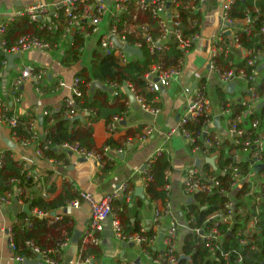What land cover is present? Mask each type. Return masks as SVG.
<instances>
[{"label": "built area", "instance_id": "2783aa9c", "mask_svg": "<svg viewBox=\"0 0 264 264\" xmlns=\"http://www.w3.org/2000/svg\"><path fill=\"white\" fill-rule=\"evenodd\" d=\"M237 0H223L221 5V17L223 20V29L220 34L214 39V49L212 58L210 60L211 68L215 69L221 82L225 86L230 84L235 85V89H245L248 97H240L236 105H240L244 110L234 116V111L229 107H221V116L224 118L226 126L228 127L229 134L232 138L235 149L230 151L234 163L223 170L230 176V189L236 191L240 186L247 182L251 190L246 195V199L252 197L253 204H258L261 198L255 194L258 193L257 187L254 185V177L256 168L264 164V131L261 130V120L252 115L246 117L247 109L259 106L264 97H261L257 89L262 85L264 74H262V67L259 62L264 60V53L258 50H246L241 46L239 33H245L251 36L254 29V18L250 12H247L243 18H232L231 12ZM254 14L256 20L259 15L264 14V0H253ZM262 6L260 7L261 3ZM203 5H206V0H64L57 3H37L17 10L8 14L4 21L0 23V55L5 60L2 61V74L3 70L7 68V56L28 53L32 51H50L58 49L62 43H68L72 46L74 38L79 35L84 43L79 48L82 54L86 49V42L92 38H99L97 49L106 55L113 56L122 65H125L129 60L136 59L139 56H129L123 49V46H130L142 52L144 46H147L151 52H164L168 50V44L172 41L178 42V47L184 52L185 57L194 48L196 42L202 35V18ZM61 11L65 18L66 26L63 28L62 38L59 44L52 45L48 40L42 39L35 35H23L17 38L14 42H10L7 38L8 28L12 23L18 19L27 18L32 23H39L41 30H46L49 33H56L60 30ZM187 16L188 29L194 30V33L185 36L184 34V18ZM127 19V20H124ZM153 21L156 25L153 27ZM122 24V26H121ZM107 26V30L104 27ZM155 30L159 31V35H154ZM260 32L264 36V21L260 26ZM115 38L122 47H119L113 42ZM235 44L239 49H242L245 54L246 65L239 66L232 57V46ZM231 58L226 69L221 68L217 64L220 57ZM183 58L176 65L172 67H165L163 63H155L151 66L149 71L145 74V81L148 85V90L153 93L159 94L163 89H168L181 75L183 66ZM243 61V62H244ZM5 72V71H4ZM3 72V73H4ZM48 71L44 68H34L32 66H24L16 78L11 79L5 95L9 94L12 102L8 104L3 97V82L0 77V125H3L11 130L10 140L16 145L23 148L32 147L35 149L38 156H44L45 151L52 146L51 141H47L45 145L40 142L42 133L37 129L39 121L31 124L28 139H22L17 132L13 131L18 125L17 114L10 116L11 106L15 104L18 106L21 103L22 96L20 88L26 83H32L35 87L37 94L43 95V84L48 77ZM3 76V74H2ZM81 81L76 77L71 86V95L65 98V106L67 111L64 116L73 120L78 116H83L84 112L76 108L75 100L81 98L83 92L80 88ZM114 90V96H117L121 88L116 85H106ZM130 88L134 94L132 85H125ZM124 86V87H125ZM207 85L198 83L194 91V97L190 100L186 115L177 124L178 130L182 136L190 144L194 153L202 152V147L199 142L205 146L204 153H208L211 149L221 147L220 138L216 135L208 134L206 130L213 122V103L206 95ZM65 84L59 82L57 90L64 88ZM123 87V88H124ZM122 91V90H121ZM4 94V93H3ZM136 97V101L140 103L142 108L154 115L160 113L159 108H151L146 105L143 98ZM93 113V111H90ZM54 114L52 110L43 112V117H49ZM249 119L248 127H242L240 121L242 119ZM203 120V128L200 133H195L187 128V124L191 121L193 123H200ZM121 121V118H115L111 124V129L116 128V124ZM152 128H147L146 134L149 136L153 133ZM146 137V136H144ZM57 151H65L75 154L84 159L93 160L100 165H105L106 161L112 162L116 156L123 153L121 148H111L104 146L95 151H88L81 148L79 145L65 143L63 145L54 146ZM238 148V149H237ZM163 153L159 150L153 155L145 166V182L144 190L147 189L152 177L148 174L150 165L153 164L156 158ZM242 154H248L247 159L251 162L252 174L244 175L239 164L242 162L240 159ZM2 154H0V168L3 167ZM47 158V157H46ZM53 165H63L61 160L54 158H47ZM24 170H26L24 168ZM199 167H190L185 172L184 177V193L189 199L194 202V195L196 193H204L212 195L218 193L222 196L229 197L230 193L223 186V183L218 177L217 172L211 167L209 171H201ZM260 174V173H259ZM258 174V175H259ZM169 170L166 172L167 184L164 188L166 192V200L153 202L155 206L154 217L152 220V229L154 234L147 236L146 233L149 227L141 225V232L137 234H126L119 217L118 210L115 208L114 203L116 200L122 198L126 203H130L134 197V191L129 183L121 185L120 189L104 196L101 200H97L91 193L79 192L80 198L70 202L67 206H62L54 212H45L37 208H31V215L28 218L20 221L16 219L15 223L3 228V233L8 240L11 250V264H61L65 252L72 245L73 235L64 232L60 241L53 247L42 249L33 240L25 242L26 249L31 253V256L20 254L15 241V225L25 223L31 226L32 221L29 217L44 219L53 225L61 221L68 211L71 209H79L82 203H86L91 210V218L89 221L88 229L81 236L78 251L75 259V264H97L96 257L92 254H86L88 248H99L101 246L100 233L104 230V223L107 219H112V232L113 236L125 244H133L138 247L139 256L145 264H178L182 256L189 258L182 251L180 245V229L185 228L189 234L199 236L209 248L210 254L215 257L220 244L224 240L226 232L233 230L236 217L243 215L245 210L237 208L236 200L230 198L223 209L211 214L205 221L203 227L192 228L191 223L194 217L191 215L190 219H186L182 224L177 219H173L169 227L164 230L162 221L164 218L171 214L170 203V184L168 180ZM260 176V175H259ZM258 176V177H259ZM48 172L42 175L33 174L27 171L25 182L21 183L18 178L11 179L10 183L13 186L12 190L4 191L0 181V208L2 206H12L15 200L21 206L28 205L24 203V198L38 197L44 200L51 199L50 193L47 189ZM67 182V179L64 178ZM255 189V191H254ZM147 196V194H146ZM66 212V213H65ZM186 215L190 214L188 210ZM55 214V215H54ZM255 220H252L254 227ZM250 224V225H251ZM250 228V226H249ZM247 229L246 233L250 229ZM241 235V234H238ZM162 238L160 239V237ZM242 244L246 241L242 240ZM154 248L157 255H153L149 249ZM225 258L228 254H224ZM142 261V260H141ZM242 258L239 259L241 263ZM123 264H136L135 261Z\"/></svg>", "mask_w": 264, "mask_h": 264}, {"label": "crops", "instance_id": "0c3cea01", "mask_svg": "<svg viewBox=\"0 0 264 264\" xmlns=\"http://www.w3.org/2000/svg\"><path fill=\"white\" fill-rule=\"evenodd\" d=\"M61 1L64 0H0V23L4 21L8 14L22 10L27 6ZM207 4L208 7L202 10L203 16L201 13L199 14L202 18L201 38L196 42L192 51L186 55L180 77L166 89L165 93L160 92L158 94L155 102H157V107L161 110L160 113L158 115L151 114L145 111L139 102L136 101L131 104L128 98L127 113L124 117H121V121L116 124L113 132L108 131L104 120H100L94 126V142L97 149L103 148L110 140H113L114 148L122 146L121 148L124 150L122 154L116 156V159L111 162L107 170L104 169V165H100L96 161L88 159L84 161V158L69 152H66L68 153L66 158L61 160L63 165L53 166L46 157L38 156L32 147L23 148L16 146L12 150L14 152V160L24 166L26 171L38 175L48 172L47 189L52 190L51 193L49 192L52 195L51 199L59 196L63 192L64 186L69 185L76 192H88L97 200H101L104 196L119 190L122 184L129 183L134 191V197L129 203L130 210L128 211L131 221L134 222L137 218L141 225L152 228L155 206L147 199L146 190L143 189V196L139 193L137 194V190L144 188V168L148 160L159 150H163V153L167 154L170 164L168 180L171 191L169 200L172 208L171 214L162 221V226L166 230L173 219H177L180 224L185 222V206L190 204V199L188 200L184 193L186 170L196 166L197 160H202L200 168L202 169L201 171L205 172L209 171L211 167L207 164L206 160L208 158L216 157L217 166L219 162L218 154L194 153L187 140L176 130L177 124L186 115L188 104L194 97L196 86L202 82L207 85L206 95L213 103V122L206 130L209 135H216L220 138L221 147L223 146V148L229 147L233 142L230 134L227 133L228 127L225 120L221 116L222 99L229 104H236L235 102H238L240 97L246 98L249 95L245 92V89H235L233 92H229L228 86L221 82L218 72L210 66L214 39L222 30L223 20L221 17V5L211 7L209 0H206ZM259 6L261 7V5ZM104 30H107V26L104 27ZM98 41L99 38H92L86 42V49L81 55L80 62L71 65L63 63L64 55L71 47L65 42L58 49H52L48 52L32 51L23 53L20 58L14 59L13 63L7 59V68L3 70V72L5 71L4 73L2 72L3 76L0 74V77L3 78V93H7L5 91L8 90L7 87L11 79L16 78L24 66L46 69L49 74L43 84V95L37 94L32 83H26L20 88L22 100L17 106L20 114L32 112L38 115L39 123L37 129L42 131L40 117H43V112L46 110L57 112L62 108L65 98L71 95V86L78 73L82 69L90 68L94 52L97 50ZM231 46V58L237 64L242 63L245 59L244 51L239 49L233 42ZM259 65L262 67V74H264V60L260 61ZM9 67H11L10 71L4 76ZM59 82H63L65 87L57 90ZM110 89L113 90L112 88ZM97 90L101 89H96L93 92L91 86L90 95H93ZM122 91H124V88ZM109 94L111 96L114 95V90L113 94ZM90 114H92L93 118L96 116L94 111L93 113L84 112V115L81 116L83 119L76 122L90 124V120L86 118ZM237 115L234 113V116ZM251 115L258 117L255 113ZM249 116L246 115L247 118ZM217 118L220 119L218 127L215 126ZM248 122L249 119L244 118L240 121V124L242 127H248ZM263 126L264 123L261 121L262 131H264ZM147 128L154 130L149 136L146 134ZM10 133L11 130L9 128L0 125V154H3L6 150H11L3 142L5 139H10ZM225 150L227 151V148ZM211 168L213 169V167ZM255 176L257 177L253 179L254 185L259 192L263 179L258 174ZM64 178L67 179V182L64 181ZM240 188L238 189L240 190ZM116 201L120 202L117 207V209H120L119 207L124 200L120 198ZM246 202L248 209H253L252 197L247 198ZM14 205L15 203L12 206H2L0 208V264H11V250L3 233V228L13 225L21 215L18 217L14 215ZM18 205L23 207L19 203ZM68 215L75 220L76 231L82 232L83 235L88 229L91 218L90 207L86 203H82L79 209L69 210ZM252 227L253 225L251 224L250 228ZM188 234L189 231L187 229H180L181 246L184 244ZM100 238L101 246L94 250L97 253V264H123L136 262L137 259H141L136 245L125 244L113 236L112 219H107L104 223V230L100 233ZM71 246L76 248V252L72 254L70 247L65 252L61 264H75L79 244L74 245L72 243ZM141 260L142 264H145L143 259Z\"/></svg>", "mask_w": 264, "mask_h": 264}, {"label": "trees", "instance_id": "16d2710c", "mask_svg": "<svg viewBox=\"0 0 264 264\" xmlns=\"http://www.w3.org/2000/svg\"><path fill=\"white\" fill-rule=\"evenodd\" d=\"M263 2L261 3L262 6ZM255 4L253 0H237L233 10L231 12L232 18H243L247 12L251 13L254 18V29L251 36H247L245 33H239L241 46L246 49H255L264 53V36L260 32V26L264 21V14L259 15L256 20V14H254ZM264 7H262L263 9ZM61 21L60 30L56 33H49L46 30H41L39 23H32L27 18H21L15 23H12L8 28L7 38L10 42H14L16 38L23 35H35L42 39L48 40L52 45L59 44L62 38L63 28L66 26L65 18L63 12L61 11ZM184 18V34L189 36V34L194 33V30L188 29L187 16ZM127 20V19H124ZM154 27L156 24L153 21H149ZM122 26V24H121ZM153 32V30H152ZM154 35H159V31L155 30ZM84 41L79 35L74 38L72 46L66 51L63 63L66 65H71L79 63L81 60V53L79 48L83 45ZM185 58L184 52L178 47V42L172 41L168 44V50L164 52H151L147 46L142 49V56L136 59L129 60L125 65H122L116 58L109 56L97 49L94 52L92 62L89 69H82L78 73V78L81 81L80 88L83 92L81 98L75 100L76 108L80 111L88 110L87 112L94 111L95 117L92 114L88 115L86 118L90 120V124H82L81 122H72L64 116L67 108L63 102L62 108L54 112L52 116L44 117L43 121L40 123L41 132L45 133L40 136V142L45 145L47 141L52 142L50 149L45 151L44 156L47 158H54L56 160H64L68 153L65 151H57L54 147L55 145H63L65 143L79 145L81 148H85L88 151L98 150L94 142V126L100 121L104 120L107 125L109 132H113L111 129V124L115 118L124 117L127 113V100L128 97L123 90L125 85H132L135 96L143 98L146 105L151 108H158L156 99L158 97L157 93L150 92L148 90V85L144 79L145 74L149 71L151 66L155 63H163L165 67L169 68L176 65L179 61ZM5 60L3 56L0 55V70H2V61ZM229 59L223 56L217 60L218 66L223 69L228 67ZM246 61L239 63V66L244 67ZM98 81L104 85H118L121 90L117 96L110 95L106 91L97 90L93 95H90V89L92 83ZM258 94L264 97V80L262 85L257 89ZM8 104L12 102L9 94H3ZM65 101V100H64ZM229 106L235 114L242 112L244 109L240 105L229 104L227 101L222 99L221 107L225 108ZM11 112L8 114L13 116L17 114L18 125L13 131L22 139H28L30 137V126L35 121H38V115L32 112H25L20 114L17 110V106L13 104L11 107ZM262 111V117L264 118V109ZM252 116V115H250ZM249 116V117H250ZM203 120L200 123L189 122L187 128L195 133H200L203 128ZM114 142L110 140L106 146L113 147ZM202 147V152L205 151V146L202 142H199ZM122 146L118 147L121 148ZM227 148V151L225 150ZM218 147L211 149L208 154L212 153L218 154V177L223 183V186L230 193L229 197L222 196L218 193L207 195L204 193H196L194 195V202L187 204L185 206V212L188 210L190 214L186 215V219H190L191 215L194 217V221L191 223L192 228L203 227L206 219L216 211L223 209L226 202L233 198L236 200L237 208H243L245 212L243 215H238L231 232H226L224 235V240L218 248V252L215 257H213L206 243L200 239L199 236L188 234L185 238L182 251L185 255L189 257L187 259H180L178 264H264V170L259 174L263 181L260 186V191L255 194L258 195L261 200L258 204H253V209H248L246 195L250 192L251 187L246 182L240 190L232 191L230 189V176L227 173H223L225 168H229L234 160L230 151L235 149L232 144L229 147ZM123 149V148H121ZM238 149V148H237ZM229 152V153H228ZM14 152L12 150H6L1 156L3 161V167L0 168V181L2 183V189L4 191H9L13 189L10 183L11 179L18 178L21 183L25 182L27 177V171L24 170L19 162L14 160ZM111 162L106 161L104 169L107 170ZM169 158L167 154L162 153L159 155L155 162L150 165L148 169V174L151 175L152 181L146 189L147 199L150 202L166 200V192L164 190L167 179L166 172L169 169ZM244 175L248 176L252 174L251 162L249 159L243 160L239 164ZM208 168V167H206ZM52 191V190H51ZM50 189L48 192H50ZM80 193L73 190L69 185H65L63 192L53 198L44 200L42 198H24V203H27L31 208H37L45 212H54L62 206H67L70 202L79 199ZM141 201V200H140ZM120 202H115L114 206L117 209ZM141 205V203H140ZM118 210L119 217L122 221L124 232L126 234H137L141 232V223L137 220L132 222L129 217L128 211L130 210L129 203L125 201L119 207ZM20 221L28 218L27 215L21 214L19 217ZM31 219V226H27L25 223L20 225H15V241L20 254L31 256V253L26 249L25 242L27 240H33L42 249H47L55 246L62 238L64 232L69 235H74L76 231V222L69 216L65 215L64 218L51 225L47 220L39 219L35 217H29ZM252 220H255V225L249 228ZM250 229L251 232L246 231ZM154 231L151 227L147 231V236H152ZM241 234V235H238ZM245 240L246 243L242 244L241 241ZM95 248H88L86 254L96 255L94 251ZM153 255H157L154 248L149 249ZM224 254H228L225 258ZM97 258V255L95 256ZM242 258L241 263L239 259Z\"/></svg>", "mask_w": 264, "mask_h": 264}, {"label": "water", "instance_id": "95a60500", "mask_svg": "<svg viewBox=\"0 0 264 264\" xmlns=\"http://www.w3.org/2000/svg\"><path fill=\"white\" fill-rule=\"evenodd\" d=\"M113 42L116 43L119 47H122V44H120L115 38H112ZM123 49L124 51L129 55V56H133V55H137L139 57L142 56V52L139 51V50H136L134 48H131L130 46H123ZM20 54H17V55H10V56H7V59L13 63V60L14 59H17V58H20ZM11 67H9L6 71V73L4 74V76H6L8 74V71H10ZM235 88V85L234 84H230L228 86V90L229 92H233ZM6 89V88H5ZM96 89H101L103 91H106V92H109L111 94H113V90H111L108 86L104 85V84H101L100 82L98 81H95L93 82L92 84V91L94 92ZM6 92V91H5ZM124 92L126 93V95L128 96L129 98V102L132 104V103H135L136 102V97L134 96V94L131 92L130 88L125 86L124 87ZM161 92L165 93L166 90L163 89ZM258 109H264V101L258 106ZM83 117L81 116H78L76 118H74L72 120V122H76V121H80L82 120ZM43 121V117L41 116L40 117V122ZM219 122H220V119L217 118L216 121H215V126H219ZM4 144L11 150H14L16 148V145L10 140V139H5L4 141ZM86 159H84L85 161ZM207 164H209L211 167H213L214 171H217L218 168H217V165H216V157H211V158H208L207 160ZM201 163H202V160H197L196 161V167H201ZM145 169V168H144ZM264 170V164L263 165H259L257 168H256V171H255V174H259L261 173L262 171ZM140 194L141 196H143V188H140L139 190H137V194ZM193 200L190 199L189 200V203H192ZM31 206L28 204V205H25L23 207H20L18 205V200L16 199L15 200V205L13 206V211H14V215L15 216H19L20 214H25L27 216H30L31 215ZM66 213V212H65ZM55 215V214H54ZM81 235H82V232L80 231H76L73 235V240H72V243L74 245H78L79 242H80V238H81ZM162 238V236L160 237V239ZM133 245V244H131ZM182 259H187L189 260V258H186L185 256H182L181 257ZM136 264H142V261L141 259H137L136 260Z\"/></svg>", "mask_w": 264, "mask_h": 264}, {"label": "rangeland", "instance_id": "374dc122", "mask_svg": "<svg viewBox=\"0 0 264 264\" xmlns=\"http://www.w3.org/2000/svg\"><path fill=\"white\" fill-rule=\"evenodd\" d=\"M222 1L223 0H209V5L212 7H218V5H222ZM208 7V4L207 5H203V9L205 10L206 8ZM224 25H223V22H222V25H221V29H223ZM90 57V56H88ZM256 114L260 119L261 121L264 123V118L262 117V111L257 109L256 107H253L251 109H247V112H246V115L249 116L251 114ZM263 130H264V126H263ZM227 131V130H226ZM227 133H229V131H227ZM248 154H242L240 159L243 161L245 159H247V156ZM70 251L72 254H74L76 252V248L75 247H72L70 246Z\"/></svg>", "mask_w": 264, "mask_h": 264}]
</instances>
